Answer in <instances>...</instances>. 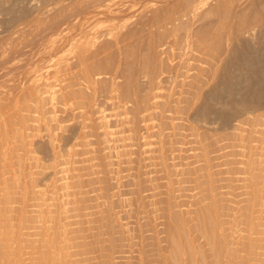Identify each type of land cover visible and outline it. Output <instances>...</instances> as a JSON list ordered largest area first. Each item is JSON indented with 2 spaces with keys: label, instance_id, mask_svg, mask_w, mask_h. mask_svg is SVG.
Here are the masks:
<instances>
[{
  "label": "rangeland",
  "instance_id": "1",
  "mask_svg": "<svg viewBox=\"0 0 264 264\" xmlns=\"http://www.w3.org/2000/svg\"><path fill=\"white\" fill-rule=\"evenodd\" d=\"M0 109V264H264V0H0Z\"/></svg>",
  "mask_w": 264,
  "mask_h": 264
},
{
  "label": "bare ground",
  "instance_id": "2",
  "mask_svg": "<svg viewBox=\"0 0 264 264\" xmlns=\"http://www.w3.org/2000/svg\"><path fill=\"white\" fill-rule=\"evenodd\" d=\"M75 27V26H74ZM80 27V26H79ZM61 38V37H60ZM64 42V41H63ZM101 44H102V42H101ZM88 45V44H87ZM61 46V45H60ZM86 46V45H85ZM107 46V45H106ZM112 51V50H111ZM50 53V52H49ZM55 53V52H54ZM87 53V52H86ZM101 54V53H100ZM82 57V56H81ZM42 58V57H41ZM84 58V57H83ZM63 60V59H62ZM82 60V59H81ZM65 61V60H64ZM85 61V60H84ZM43 64V63H42ZM2 66V65H1ZM71 67V66H70ZM81 67V66H80ZM59 69V68H58ZM71 69V68H70ZM83 68H81V70H82ZM5 70V69H4ZM65 70V69H64ZM86 70V69H85ZM52 71V70H51ZM98 71V70H97ZM59 72V71H58ZM71 72V71H70ZM68 74V73H67ZM54 75V74H53ZM74 75V74H73ZM30 76V75H29ZM29 78V77H28ZM97 79V78H96ZM115 83V82H114ZM21 84V83H20ZM41 84V83H40ZM53 84V83H52ZM51 84V85H52ZM24 85V84H23ZM30 85V84H29ZM8 87V86H7ZM52 87H54L53 85H52ZM98 87V86H97ZM24 88V87H23ZM41 88V87H40ZM111 88V87H110ZM33 90V89H32ZM111 90V89H110ZM92 91V90H91ZM79 92V91H78ZM24 93V92H23ZM40 93V92H39ZM120 94V93H119ZM40 95V94H39ZM62 95V94H61ZM120 96V95H119ZM28 98V97H27ZM43 98V97H42ZM47 99V98H46ZM49 99V98H48ZM57 99V98H56ZM22 101V100H21ZM23 102V101H22ZM64 103V102H63ZM60 105V104H59ZM40 106V105H39ZM44 106V105H43ZM58 106V105H57ZM99 106V105H98ZM2 108V107H1ZM21 108V107H20ZM43 108V107H42ZM85 108V107H84ZM100 108V107H99ZM105 108V107H104ZM27 109V108H26ZM34 109V108H33ZM37 109V108H36ZM44 109V108H43ZM46 109V108H45ZM83 109V108H82ZM1 110V109H0ZM16 111H18V110H16ZM31 111V110H30ZM40 111V110H39ZM43 111V110H42ZM91 111V110H90ZM38 112V111H37ZM44 112V111H43ZM66 113V112H65ZM85 113V112H84ZM104 113V112H103ZM29 114V113H28ZM72 114V113H71ZM86 114V113H85ZM2 115V114H1ZM42 115H43V113H42ZM82 115V114H81ZM80 115V116H81ZM28 116V115H27ZM91 116V115H90ZM73 117H74V115H73ZM86 117H88V116H86ZM96 117V116H95ZM17 118V117H16ZM89 118V117H88ZM58 119V118H57ZM44 120H45V118H44ZM4 123V122H3ZM85 123V122H84ZM88 123V122H87ZM54 124V123H53ZM43 125V124H42ZM65 125V124H64ZM63 125V126H64ZM88 125V124H87ZM39 126H40V124H39ZM86 126V125H85ZM37 127V126H36ZM48 127V126H47ZM10 131V130H9ZM53 131V130H52ZM28 132V131H27ZM62 133V132H61ZM8 134V133H7ZM34 134V133H33ZM36 134V133H35ZM50 134V133H49ZM80 134V133H79ZM86 135V134H85ZM81 137V136H80ZM84 137V136H83ZM86 137V136H85ZM32 138V137H31ZM6 139V138H5ZM57 139V138H56ZM77 139V138H76ZM25 142H27V141H25ZM28 147H29V145H28ZM75 149V148H74ZM76 150V149H75ZM53 151V150H52ZM89 151V150H88ZM55 152V151H54ZM87 155V154H86ZM71 156V155H70ZM77 156V155H76ZM84 156V155H83ZM7 157V156H6ZM80 157H82V156H80ZM83 158V157H82ZM53 160V159H52ZM65 161V160H64ZM73 161V160H72ZM77 161V160H76ZM53 162V161H52ZM67 162V161H66ZM70 162V161H69ZM45 163V162H44ZM30 165V164H29ZM31 166V165H30ZM38 166V165H37ZM80 166V165H79ZM41 168V167H40ZM46 168V167H45ZM29 170V169H28ZM31 170V169H30ZM67 170V169H66ZM65 171V170H64ZM69 171V170H68ZM34 174V173H33ZM61 174V173H60ZM74 174V173H73ZM72 174V175H73ZM30 175H31V173H30ZM58 176V175H57ZM64 179V178H63ZM33 180V179H32ZM55 180V179H54ZM80 180V179H79ZM62 181V180H61ZM70 184V183H69ZM26 186V185H25ZM64 186V185H63ZM70 186V185H69ZM28 188V187H27ZM45 189V188H44ZM33 203V202H32ZM54 208V207H53ZM213 208V207H212ZM103 209V208H102ZM119 210V209H118ZM215 212V210L212 212L213 213V215L214 214H216V213H214ZM210 213H211V211H210ZM206 214V217L208 216V215H210V216H212L211 214ZM204 216V215H203ZM39 217V216H38ZM212 217H214V216H212ZM205 218V217H204ZM101 224V223H100ZM103 225V224H102ZM208 225V224H207ZM206 227V229L208 228L207 226H205ZM215 227V226H214ZM211 228L213 229V230H216V229H214L213 228V225L211 226ZM209 229V234H210V232L212 231V229H210V227L208 228ZM207 229V230H208ZM211 230V231H210ZM101 231V230H100ZM207 232V231H206ZM207 232V233H208ZM215 232H217V231H215ZM77 235V234H76ZM212 235H214L213 234V232H212ZM211 235V236H212ZM216 235V234H215ZM213 237V236H212ZM160 239V238H159ZM211 239V238H210ZM163 240V239H162ZM212 240H215V238L213 239L212 238ZM50 245V244H49ZM249 247H251V246H249ZM246 248H247V246H246ZM168 250V249H167ZM160 254V253H159ZM115 258V257H114ZM173 261V260H172ZM116 262V261H115ZM117 263V262H116Z\"/></svg>",
  "mask_w": 264,
  "mask_h": 264
}]
</instances>
